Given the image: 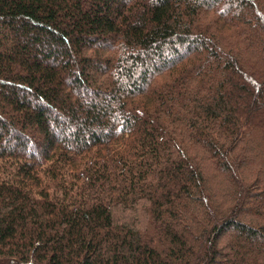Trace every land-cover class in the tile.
Wrapping results in <instances>:
<instances>
[{"label": "trees", "instance_id": "16d2710c", "mask_svg": "<svg viewBox=\"0 0 264 264\" xmlns=\"http://www.w3.org/2000/svg\"><path fill=\"white\" fill-rule=\"evenodd\" d=\"M0 264H264V0H0Z\"/></svg>", "mask_w": 264, "mask_h": 264}, {"label": "rangeland", "instance_id": "374dc122", "mask_svg": "<svg viewBox=\"0 0 264 264\" xmlns=\"http://www.w3.org/2000/svg\"><path fill=\"white\" fill-rule=\"evenodd\" d=\"M61 117H62L63 120H66V119H67V117H66L65 115H61ZM67 120H68V119H67ZM252 176H253V175L251 174V176L248 177L247 180H251V179H252Z\"/></svg>", "mask_w": 264, "mask_h": 264}]
</instances>
